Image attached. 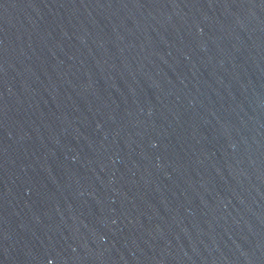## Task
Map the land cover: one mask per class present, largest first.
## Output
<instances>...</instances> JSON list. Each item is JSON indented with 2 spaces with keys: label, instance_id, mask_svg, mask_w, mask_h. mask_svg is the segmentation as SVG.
Wrapping results in <instances>:
<instances>
[{
  "label": "water",
  "instance_id": "water-1",
  "mask_svg": "<svg viewBox=\"0 0 264 264\" xmlns=\"http://www.w3.org/2000/svg\"><path fill=\"white\" fill-rule=\"evenodd\" d=\"M0 264H264V0H0Z\"/></svg>",
  "mask_w": 264,
  "mask_h": 264
}]
</instances>
